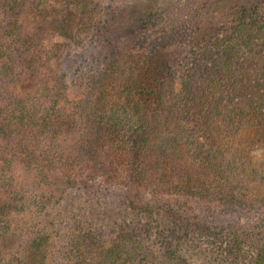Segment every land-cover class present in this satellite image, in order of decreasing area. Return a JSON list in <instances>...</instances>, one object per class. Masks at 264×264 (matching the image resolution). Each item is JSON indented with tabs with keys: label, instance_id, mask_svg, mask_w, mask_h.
Wrapping results in <instances>:
<instances>
[{
	"label": "trees",
	"instance_id": "obj_1",
	"mask_svg": "<svg viewBox=\"0 0 264 264\" xmlns=\"http://www.w3.org/2000/svg\"><path fill=\"white\" fill-rule=\"evenodd\" d=\"M185 7L173 57L141 75L140 0H0V189L14 164L47 189L9 191L0 264H264V0Z\"/></svg>",
	"mask_w": 264,
	"mask_h": 264
},
{
	"label": "rangeland",
	"instance_id": "obj_2",
	"mask_svg": "<svg viewBox=\"0 0 264 264\" xmlns=\"http://www.w3.org/2000/svg\"><path fill=\"white\" fill-rule=\"evenodd\" d=\"M200 1H206V0H140V5H142L143 7H151V8L156 10V12H157V19H156L157 25H156V27H153V29H151L147 32L145 41L147 43L151 44L152 53L149 54L148 56L141 58L140 68H138V69H142V70H138L139 74H141V75L144 74V72H145L144 66L145 65H147L151 69L153 67L158 66L160 63H162V61H164L166 59H171L173 57V55L175 53L174 39L176 40L175 31H176L177 20H178L177 13L181 8L182 9L184 8V5L185 6L188 5V7H185V9H190L191 7H193L194 4H196L197 2H200ZM19 22H21V29H22L21 31H24V33L25 32L29 33L32 30V28L34 27L36 19H35L34 14L31 12V10L27 8L26 10L23 11ZM56 40H59V39H56ZM132 45L133 44H131L127 40L123 41V48H128V49H126L127 51H129V49ZM77 52H79V53H77ZM80 52H81L80 49L76 50L77 58L80 56V54H81ZM123 57H124V54L118 58L127 59V58H123ZM52 63L54 65V67L56 65L58 72H59L60 68L65 69L67 66V64H65V63L61 64V62L55 63V61H53ZM142 65H144V66H142ZM132 73H133V71H132ZM34 81L36 82L35 84H37V85L38 84H44V82L40 81L39 79H34ZM43 87L45 88L46 86L44 85ZM83 94H84V92H82L80 89H75V88H72L69 86V89H68L69 97L81 98L83 96ZM20 97L22 98V96H20ZM4 105L7 109L13 108L9 104H7V102H5ZM30 107H31V103H28V109ZM257 147L259 149L258 150V153H259L258 156H260L261 154L264 153V148H262V144L258 145ZM259 159H262V158L260 157ZM23 168L24 167H22V165H18V164L13 165L12 170H14V172H11V173H12V176L14 177L15 184H17L13 188H18L19 186L24 185L23 182L25 181V183H26V181H28V179L33 180L34 184L28 183L30 186H27L29 189L31 188L29 193L26 194V199L29 201L35 195H36V197H38L37 193H39V191H46L47 189L42 184L41 179L36 176L37 171H32L34 176H32L30 174L29 175L28 174H22L21 171L23 170ZM27 175L29 177H27ZM53 178L55 179V176H53ZM80 182H84L85 185H91V183L88 181H87L88 182L87 184L84 180H80ZM12 189L10 190V188L8 186L0 189V208H1V206L7 204L8 202H12V196L13 195L9 194V191H12ZM73 198H76V197L72 196L69 198V200L72 201ZM76 201H77V199H75L73 202H71L72 204H68L66 206V208L63 206L64 209L57 208V209L53 210L51 212V214L59 215V214L63 213L62 214L63 217H69L70 216V213H69L70 208H71V210L73 208L74 210H77L79 212L80 206H77ZM67 202H68V200H67ZM193 202L194 201H192V204L195 205ZM196 207L198 209L204 208V206L202 204H198ZM34 208H35L34 205L28 206V209H31V211H33ZM59 210H61V211H59ZM67 219L69 220V218H67ZM10 220H11L10 222L12 224L11 226H13L14 231H15L16 229H19L21 227H25L24 226L25 223H27L28 221H31V217L29 216V212L26 211L22 214H12L10 217ZM256 221L258 222V220H256ZM66 226H67V229H69V227L71 226V222L67 221ZM239 226L240 227H238V232H241L243 234V237L247 239L248 244L253 245L254 243H252L251 240L252 241L256 240L255 236L253 234V230H252L253 229V221L247 220L246 222L241 223ZM259 228L262 231L263 236H264V224L259 226Z\"/></svg>",
	"mask_w": 264,
	"mask_h": 264
}]
</instances>
